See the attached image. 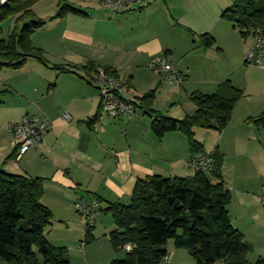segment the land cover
Listing matches in <instances>:
<instances>
[{
	"label": "crops",
	"instance_id": "0c3cea01",
	"mask_svg": "<svg viewBox=\"0 0 264 264\" xmlns=\"http://www.w3.org/2000/svg\"><path fill=\"white\" fill-rule=\"evenodd\" d=\"M236 1L149 0L120 13L103 9L100 0H39L33 6L36 17L46 22L31 40L47 65L30 58L19 70L0 69V167L43 180L42 203L52 213L45 235L53 247L67 249L70 264H110L124 258L111 245L109 235L117 230L111 214L103 211L89 229L75 215L79 198L99 201L106 210L128 205L140 180L196 174L189 166L194 157L185 136L175 131L158 138L152 121L158 115L175 120L193 115L197 107L190 96L212 95L225 81L243 92L230 124L221 133L195 129V139L204 154L221 155L233 226L247 243L258 235L264 219L258 201L264 187V69L245 67L244 80L235 76L237 61L243 62L254 42L221 17ZM64 6L78 12L49 20ZM204 34L214 38L212 47L202 43ZM262 46L264 50V41ZM161 54L172 58L183 75L181 86L150 70L151 59ZM85 67L112 70L128 83L129 95L123 97L131 102L155 91L153 114L136 109L133 116L110 119L101 91L90 81L93 71ZM25 115L47 118L51 129L16 162L8 127ZM180 252L167 251L169 264Z\"/></svg>",
	"mask_w": 264,
	"mask_h": 264
},
{
	"label": "trees",
	"instance_id": "16d2710c",
	"mask_svg": "<svg viewBox=\"0 0 264 264\" xmlns=\"http://www.w3.org/2000/svg\"><path fill=\"white\" fill-rule=\"evenodd\" d=\"M38 1L9 0L0 8V60L3 61L0 69L19 70L30 58L47 65L43 51L31 40L46 22L38 19L32 10ZM70 12L78 11L64 6L49 20ZM11 17L15 18L13 29L6 39L1 38L2 24ZM221 17L239 30L242 37H255L264 31V0H237ZM200 39L207 47L215 44L208 34ZM53 68L70 71L59 66ZM106 71L113 73L110 69ZM242 97L243 92L230 81L221 83L212 95L193 93L190 99L197 107L193 115L182 120L158 115L152 121V131L158 138L181 132L193 157H198L204 150L195 139L194 130L221 133L230 124ZM154 101L155 91H151L132 104L151 116ZM98 118L96 115L93 122ZM212 155L213 169L209 173L214 182L199 171L190 178L151 176L137 182L128 205L113 204L102 209L111 214L117 228L109 235L111 245L115 251L125 252L124 258L110 264H160L168 256L165 246L170 240L176 249H184L193 256L196 264H251L247 256L252 247L233 226L228 211L232 196L221 178V155L218 152ZM43 194L42 179L10 174L0 167V264H70L67 249L53 247L46 238L52 213L42 203ZM87 238L92 240L90 232ZM127 244L135 247L127 252L123 250ZM255 264H264V259L259 258Z\"/></svg>",
	"mask_w": 264,
	"mask_h": 264
},
{
	"label": "built area",
	"instance_id": "2783aa9c",
	"mask_svg": "<svg viewBox=\"0 0 264 264\" xmlns=\"http://www.w3.org/2000/svg\"><path fill=\"white\" fill-rule=\"evenodd\" d=\"M9 0H0V8L5 6ZM149 0H100L103 9L112 13H120L129 10L135 6H141ZM264 31H259L254 37L252 48L244 55L246 65L256 66L264 69ZM3 63L0 60V64ZM150 70L159 76L162 80L177 86H181L184 77L177 68L176 64L169 56L161 54L151 59ZM90 81L101 91L103 99V111L110 119H117L122 116H133L136 114V108L131 101L123 97L129 95L128 83L120 78L108 73L105 70L93 71L90 74ZM68 119V115H64ZM51 122L47 119H38L36 117L25 115L19 122L13 123L8 127L11 133L15 149V161L19 162L31 148L39 146L44 136L50 131ZM213 155L202 154L192 158L189 161L190 168L197 172L209 173L213 169ZM259 204L264 211V187L258 198ZM77 214L82 217L87 228L91 229L97 223L102 208L99 201H91L79 198L75 203ZM84 245L81 246L83 248ZM135 246L127 244L123 250L131 251ZM160 264H169L168 257L164 258Z\"/></svg>",
	"mask_w": 264,
	"mask_h": 264
},
{
	"label": "rangeland",
	"instance_id": "374dc122",
	"mask_svg": "<svg viewBox=\"0 0 264 264\" xmlns=\"http://www.w3.org/2000/svg\"><path fill=\"white\" fill-rule=\"evenodd\" d=\"M14 17H11L7 19L3 24H2V29H3V34L1 35V38L6 39L9 33L12 31L13 26H14ZM237 67L238 69L235 72V76L240 78L241 80H244V75L245 71L242 70L243 68L251 67L254 68L252 65H246L245 59H243V62L238 63L237 61ZM6 69V68H4ZM209 178L212 179L211 175H209ZM75 215L77 219H79L81 222L84 220L82 217H80L77 212L75 211ZM258 235H255L252 238H249L248 243H250V246L252 247V252L248 254V262L251 264H255L260 257L264 259V219L260 221L259 226H258ZM256 233V232H255ZM258 236V237H256ZM82 242L84 243L85 240L83 238ZM174 241L170 240L168 241L167 245L165 246V249L168 251V253H171V250H179L182 253V256H177L175 258L174 264H196L195 259L193 256H191L186 250L184 249H176L174 247ZM80 249V248H79ZM80 251V250H79ZM81 252V251H80ZM69 253V252H68ZM82 253V252H81ZM121 255L125 256V252H121Z\"/></svg>",
	"mask_w": 264,
	"mask_h": 264
},
{
	"label": "water",
	"instance_id": "95a60500",
	"mask_svg": "<svg viewBox=\"0 0 264 264\" xmlns=\"http://www.w3.org/2000/svg\"><path fill=\"white\" fill-rule=\"evenodd\" d=\"M170 203H172V200H170ZM186 217H189V215H188V214H186ZM189 222H191V220H189Z\"/></svg>",
	"mask_w": 264,
	"mask_h": 264
}]
</instances>
